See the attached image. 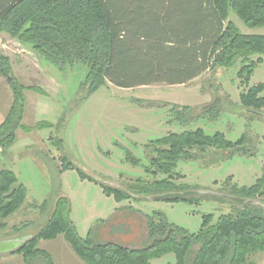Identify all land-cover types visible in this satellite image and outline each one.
Wrapping results in <instances>:
<instances>
[{
	"label": "trees",
	"instance_id": "obj_1",
	"mask_svg": "<svg viewBox=\"0 0 264 264\" xmlns=\"http://www.w3.org/2000/svg\"><path fill=\"white\" fill-rule=\"evenodd\" d=\"M230 11L250 27H264V0H0V33L30 45L58 69L75 63L86 66L85 98L107 83L121 88L158 82L183 84L208 68H229L236 61L241 63L237 76L246 83L264 56V35L240 32L229 19ZM0 76L12 92L11 104L0 123L3 152L15 141L17 128L30 132L35 126L21 123L25 86L13 76L10 60L1 50ZM263 89L261 83L249 86L239 93V101L245 112L264 119L257 114L264 115V95H259ZM170 110L178 123L184 122L182 112L175 111V106ZM42 123L37 122L36 128ZM242 143L243 135L232 142L221 132L206 134L201 128L171 131L144 145L148 161L144 170L168 173V178L143 183L138 177L130 192L111 182L98 184L115 201L156 199L153 196L166 192L195 189L171 181L178 160L192 158V149L244 153L239 147ZM124 157L133 166L141 163L129 150L124 151ZM77 171L81 178L93 180ZM225 189L160 199L199 203L202 197H211L237 208L216 219L212 213L203 214L196 232L170 223L162 212L153 211L145 215L150 243L143 247L96 242L91 230L86 237L79 236L69 218V200L61 195L43 227L35 234L19 235L22 242L6 253L20 254L25 264H36L39 259L43 264H54L50 254L37 245L42 239L62 234L85 264H150L152 258L166 253H173L174 264H259L250 257L264 252V213L257 211H264V168L252 184H231ZM218 193L261 204L233 201ZM25 197L26 188L15 173L0 167V226L2 219L20 208ZM194 246L197 248L188 263V252Z\"/></svg>",
	"mask_w": 264,
	"mask_h": 264
},
{
	"label": "rangeland",
	"instance_id": "obj_2",
	"mask_svg": "<svg viewBox=\"0 0 264 264\" xmlns=\"http://www.w3.org/2000/svg\"><path fill=\"white\" fill-rule=\"evenodd\" d=\"M229 19L242 33L264 35V27H250L232 11ZM0 50L8 56L13 76L25 86L21 123L35 126L30 132L17 128L15 141L0 151V167L12 170L26 188L20 208L1 221L0 242L38 232L61 195L69 200V218L79 236L84 238L91 230L96 242L112 241L130 247L150 243L145 215L153 211L162 212L170 223L196 232L203 214L212 213L216 219L219 214L235 210V204L211 197H202L199 203L115 201L103 193L98 182H111L130 192L138 177L143 183L168 178V173L144 170L148 165L144 145L171 131L201 128L206 134L221 132L232 142L243 135L239 147L244 153L192 149V158L176 162L171 179L175 184L226 191L231 184L250 185L262 173L264 119L242 109L239 93L254 84H264V56L246 83L237 76L241 63L236 61L229 68H208L183 84L158 82L121 88L107 83L85 98L88 86L83 83V64H67L58 69L30 45L5 33H0ZM29 86L43 91L36 92ZM259 95H264V89ZM216 98L219 101L211 104ZM11 101L12 92L0 76V123ZM172 106L182 112L184 122L178 123L170 110ZM206 106L213 109H203ZM40 121L44 124L36 128ZM126 150L138 157L140 165L125 161ZM77 169L93 180L81 178ZM257 211L264 213L258 208ZM37 246L50 254L54 264H85L62 234L42 239ZM196 248L188 252V263ZM250 259L264 264V252L254 253ZM174 261L173 253H166L152 258L150 264ZM0 264L24 263L20 254L4 253ZM36 264L43 262L39 259Z\"/></svg>",
	"mask_w": 264,
	"mask_h": 264
},
{
	"label": "water",
	"instance_id": "obj_3",
	"mask_svg": "<svg viewBox=\"0 0 264 264\" xmlns=\"http://www.w3.org/2000/svg\"><path fill=\"white\" fill-rule=\"evenodd\" d=\"M218 101H219V99L216 98L214 101L211 102V104L217 103ZM150 104H154V103H150ZM211 104H209V105H211ZM257 114L264 117V115L262 113L257 112ZM207 192H211V191L206 190V189H189V190H185V191L166 192L163 194L155 195V196H153V198H156V199L180 198V197H187V196L200 194V193H207ZM218 194L225 197V198H228L230 200L237 201V202L253 203V204H259L260 203L257 200L250 199V198L231 196V195L223 194V193H218ZM261 205L264 207V204H261ZM22 240H23L22 238H17V239H11V240L8 239V240L1 241L0 242V254H4L8 251L14 250L17 247V245L20 242H22Z\"/></svg>",
	"mask_w": 264,
	"mask_h": 264
},
{
	"label": "crops",
	"instance_id": "obj_4",
	"mask_svg": "<svg viewBox=\"0 0 264 264\" xmlns=\"http://www.w3.org/2000/svg\"><path fill=\"white\" fill-rule=\"evenodd\" d=\"M24 263V262H23ZM25 264V263H24Z\"/></svg>",
	"mask_w": 264,
	"mask_h": 264
}]
</instances>
